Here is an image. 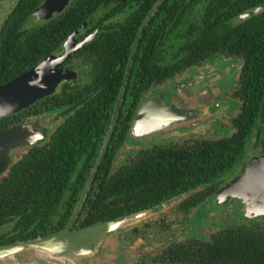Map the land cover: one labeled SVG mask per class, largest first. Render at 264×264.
Instances as JSON below:
<instances>
[{"label": "trees", "instance_id": "trees-1", "mask_svg": "<svg viewBox=\"0 0 264 264\" xmlns=\"http://www.w3.org/2000/svg\"><path fill=\"white\" fill-rule=\"evenodd\" d=\"M44 2L18 0L3 19L0 85L63 52L77 30L78 40L100 31L66 64L78 72L76 80L0 119V131L46 113L62 120L0 176V246L157 212L181 197L184 213L196 211L242 173L249 146L264 154V10L242 19L264 0H71L33 26ZM218 54L244 59L235 132L145 147L114 172L138 110L157 95L152 90ZM231 200L237 218L206 239L171 244L154 261L264 264V216L248 218L242 203Z\"/></svg>", "mask_w": 264, "mask_h": 264}, {"label": "water", "instance_id": "water-1", "mask_svg": "<svg viewBox=\"0 0 264 264\" xmlns=\"http://www.w3.org/2000/svg\"><path fill=\"white\" fill-rule=\"evenodd\" d=\"M70 2L71 0H45L35 11L34 17L38 21H49L56 14L62 13ZM263 10L264 5H261L242 15V19L259 14ZM87 26L88 23L84 24L82 29H86ZM99 31L100 29L78 40L80 30H77L64 43L63 52L48 55L30 70L0 85V119L30 108L40 100L58 92L64 83L76 80L78 72L67 67L66 64L75 53L93 41ZM203 81L205 80L196 78L186 84L179 83L177 92L182 96L188 88L198 86ZM191 102L186 106H178L173 101L163 103L159 96L154 95L138 110L133 131L142 129L146 130L147 134L158 133L190 123L194 119L209 118L210 112L207 106L197 107ZM204 111L208 112L207 116L203 115ZM47 136V129L41 126L39 121L19 124L0 131V176L10 165L12 149L23 145H36ZM215 199L220 204L237 199L242 203V211L246 217L264 216V154L251 158L242 173L230 180L216 194ZM153 214L155 211L150 209L118 220L80 229L67 228L48 237L2 246L0 258L11 257L27 249H36L47 252L54 259L52 264H62L63 260L72 259L78 264H85V258H92L100 253L110 234L130 225H137ZM35 264L44 263L36 260Z\"/></svg>", "mask_w": 264, "mask_h": 264}, {"label": "rangeland", "instance_id": "rangeland-1", "mask_svg": "<svg viewBox=\"0 0 264 264\" xmlns=\"http://www.w3.org/2000/svg\"><path fill=\"white\" fill-rule=\"evenodd\" d=\"M18 0H0V25L6 15L13 10ZM235 21V20H234ZM233 21V22H234ZM41 22V21H40ZM38 20H33V26L40 24ZM244 67V59L239 57H228L218 54L206 60L199 66L190 68L185 73L176 78L168 80L162 86L152 90L157 92L163 103L171 101L178 106L189 105L190 102L197 107L207 106L210 115L208 119L203 117L194 119L190 123L183 124L177 128L167 131L147 134L146 130L133 131L131 138L121 150L117 158L114 172L121 165L129 161L145 147H152L155 144H172L184 142L191 139H220L232 135L235 132L233 118L240 112L241 103L235 99L234 93L239 85L240 75ZM196 78L205 80L200 85L191 87L180 96L177 92L179 83H189ZM195 82V81H194ZM184 87V86H183ZM152 92V93H153ZM207 116L208 112L204 111ZM39 121L41 126L47 129L48 136L43 141L48 140L51 132L55 130L61 117L57 113H46L34 119ZM199 121V123L197 122ZM42 141V142H43ZM253 146H249L247 155L253 158L259 153L257 150L250 152ZM29 147L18 146L11 150L13 159L23 156ZM185 197L176 198L166 203L159 211L143 221L130 225L120 231L112 233L102 246L98 255L92 258H85V264H162L155 262L165 248L175 242H180L187 238L209 237L211 233L225 225L230 217L237 218V202L229 201L220 204L216 199H209L201 209L184 213L179 208V204ZM204 210L205 216H199L198 211ZM199 211V212H200ZM192 216V217H191ZM186 223L185 221L190 218ZM225 217V218H224ZM4 229H0V233ZM25 251L37 252L35 260L44 264H52L54 259L47 252L41 250L27 249ZM17 253V254H19ZM16 254V255H17ZM28 252L23 257H26ZM52 258V259H51ZM33 261V260H32ZM60 261V260H58ZM76 260H63L62 264H78ZM26 260L16 259L11 256L5 264H28ZM2 264V262H1ZM4 264V263H3Z\"/></svg>", "mask_w": 264, "mask_h": 264}, {"label": "flooded vegetation", "instance_id": "flooded-vegetation-1", "mask_svg": "<svg viewBox=\"0 0 264 264\" xmlns=\"http://www.w3.org/2000/svg\"><path fill=\"white\" fill-rule=\"evenodd\" d=\"M44 142V141H43ZM39 144V143H38ZM23 146H26V147H31L30 145H23ZM10 157H11V162H10V165H11V163H12V156L10 155ZM9 165V166H10ZM9 168V167H8ZM232 201V200H231ZM156 213V212H155ZM110 235H112V234H110ZM110 235L108 236V237H110ZM35 240V239H34ZM30 241V240H29ZM14 244H16V243H14ZM6 245H9V244H6ZM6 245H3V246H6ZM0 247H2V246H0ZM34 250H36V249H34ZM26 252H28V255L26 256V257H23L24 255H25V253ZM37 252L35 251V252H33V251H25V252H22V253H19V254H15L14 256H15V258L16 259H19V263H20V260H22V259H24V260H26L27 262H29L28 264H35L36 263V257H37ZM13 256V257H14ZM10 257H5V258H0V264H1V262H2V264L4 263L5 264V262L9 259ZM33 260V261H32Z\"/></svg>", "mask_w": 264, "mask_h": 264}]
</instances>
